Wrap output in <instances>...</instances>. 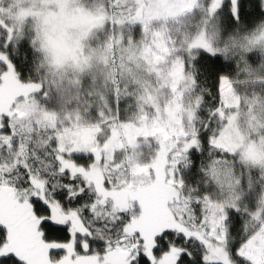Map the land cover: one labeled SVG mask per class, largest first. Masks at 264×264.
I'll use <instances>...</instances> for the list:
<instances>
[{"label": "snow or ice", "instance_id": "snow-or-ice-1", "mask_svg": "<svg viewBox=\"0 0 264 264\" xmlns=\"http://www.w3.org/2000/svg\"><path fill=\"white\" fill-rule=\"evenodd\" d=\"M116 9H127L117 13L119 36L101 35ZM111 42L170 83L166 117L153 120L152 108L122 112L117 88L114 109L97 94L104 107L94 121L69 115L54 137L40 130L54 125L51 92L65 100L98 72L108 87L100 49ZM29 45L39 80L24 75ZM175 53L162 75L161 62ZM221 56L235 59V72L225 74ZM201 76L209 86L196 93ZM208 96L204 131L189 130L185 114L197 119ZM253 127L264 131V0H0V264H264V184L252 178H264V139L254 142ZM26 134L36 138L40 166L22 159L18 137ZM150 134L157 151L140 163L137 138L148 143ZM201 138L237 156L247 178L213 159L205 175L219 195L184 197L177 172ZM96 217L114 223L115 235Z\"/></svg>", "mask_w": 264, "mask_h": 264}, {"label": "clouds", "instance_id": "clouds-1", "mask_svg": "<svg viewBox=\"0 0 264 264\" xmlns=\"http://www.w3.org/2000/svg\"><path fill=\"white\" fill-rule=\"evenodd\" d=\"M121 2H124V0H121ZM111 3H115V0H110V4ZM117 13L120 14V17H123L127 14V9L110 10L107 15L112 18H106L105 24L101 25V35H103V30H106L109 37H112L114 32L117 37L119 36L121 25L115 23V20L119 18ZM124 29L125 31H131L128 24L124 25ZM156 30L158 29H153V31ZM151 38L152 37L149 36V40H151ZM100 54L105 57L103 63L107 65V73L110 79L108 87H104V79L98 72L94 80L88 78L83 81L79 88L72 89L65 97V100H58L55 92H51V102L47 104V108L55 112L54 125L50 122H43L38 126L40 130H45L47 126L48 129H51L47 134L54 137L56 130L62 129L72 122L68 120L69 115L72 116L73 121L77 116L81 118L82 122L94 121L96 114L104 107V102L97 98V94L102 93L107 100L108 106L114 109L117 104V88H119L120 92L119 103L122 112L131 114L136 112L138 108L142 109L143 112H147L149 108H152L154 111L159 109L152 117L153 120L166 117V112L164 110L169 107L172 100V96L170 95V83L165 87V80L163 78H157L155 73H149L145 62H143L139 56H137L134 61L130 62L132 51L127 45L111 42V46L106 44L105 48L100 49ZM25 55L29 57V77L39 80L44 75L43 69H41L40 72H36L35 70L36 65L40 63L39 57L31 55L30 45L29 51L27 53L23 52L22 54V56ZM178 55L179 53L166 55L165 60L160 64L162 75L167 72V69L171 67L172 60L176 59ZM220 61L226 66L225 74L236 71L235 59L225 60L223 56H221ZM261 62L262 59L258 54L256 63L259 65ZM26 71H28V69ZM207 88L208 86L204 81V77L201 76L198 81L196 93H201L202 89L204 92H207ZM196 93L192 95L194 96ZM149 97H151V99H149ZM212 99L211 96L205 99L203 107L198 112L197 119L189 120L185 114L186 128L189 130L192 128H200L201 132L204 131V128L200 127V125H206L208 123L207 117L204 115V110L212 104ZM189 100L190 97L186 95L185 103L187 104ZM37 118L43 121L42 114ZM215 126L216 123L213 122V127ZM250 135L254 138V142L256 143L264 139V131H261L258 127H253ZM141 138L142 141H138V143L145 142L142 136ZM150 138L148 143L153 145L152 151L146 158L144 155H139L140 163L149 162L153 153L157 151L154 141L159 137L152 138L150 134ZM18 143L24 145V155L22 159H26L27 162L34 167L40 166L39 161L32 159L33 149L38 147L36 138L29 141L28 135L26 134L18 137ZM51 147L52 145H49V149H51ZM6 155L7 149H5V152L0 153V157L4 158ZM108 159H111V154H109ZM187 159V166L185 167L181 164L180 170L177 172V180L182 182V196L184 197L192 196L194 198L197 194L203 195L206 193L212 194L213 197L219 195L210 177L205 175L207 164L213 159L219 160L222 163L226 161L227 165L234 168L237 174H242L245 179L247 178L248 169L243 168L237 156L231 154L226 155L223 151L207 143L206 138H201L199 148H193V150L188 152ZM252 178L257 186L264 184V178L260 177L258 171Z\"/></svg>", "mask_w": 264, "mask_h": 264}, {"label": "trees", "instance_id": "trees-1", "mask_svg": "<svg viewBox=\"0 0 264 264\" xmlns=\"http://www.w3.org/2000/svg\"><path fill=\"white\" fill-rule=\"evenodd\" d=\"M23 52L24 51L22 49L21 50V57H23L22 56ZM219 64L226 70V66L223 63H221V61H219ZM29 73H30V69H28V71L25 70L24 71L25 77H29ZM207 86H209V85L207 84ZM81 155H82V153H81ZM1 158H3V157H1ZM117 161H119V160H117ZM21 171H22V169H21ZM12 175L16 176L17 179L20 180V176H19V174L17 172L14 171ZM57 192H62V189H57ZM82 202L83 201H81L80 203H82ZM67 203L71 204L72 206H75V202L72 201L71 198H69ZM84 214H85V216H87V210H85ZM95 222H96L97 226L102 227L106 233L111 231L113 233V235H115L116 225L114 223H112L111 221H109L107 219L101 220L99 217H96L95 218ZM102 243H103L102 241H98L96 244L100 245V247H101Z\"/></svg>", "mask_w": 264, "mask_h": 264}, {"label": "rangeland", "instance_id": "rangeland-1", "mask_svg": "<svg viewBox=\"0 0 264 264\" xmlns=\"http://www.w3.org/2000/svg\"><path fill=\"white\" fill-rule=\"evenodd\" d=\"M137 139H138V141H142V138L141 137L140 138H137ZM149 139H151V138H149ZM152 147H153V145L152 144H149L147 142H139V148L137 149V153L139 155H144L145 158H146L147 155L149 153H151ZM113 156H114V158L116 160H120L121 159V152H119V150H117L116 152H114ZM0 159H3V158L0 157ZM54 195H55V193H54ZM82 204H83V202L81 203V205ZM93 246L95 248H97L98 250L100 249V245L94 244Z\"/></svg>", "mask_w": 264, "mask_h": 264}]
</instances>
